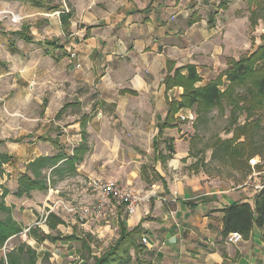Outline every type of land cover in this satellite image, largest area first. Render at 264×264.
Segmentation results:
<instances>
[{
    "label": "crops",
    "instance_id": "obj_1",
    "mask_svg": "<svg viewBox=\"0 0 264 264\" xmlns=\"http://www.w3.org/2000/svg\"><path fill=\"white\" fill-rule=\"evenodd\" d=\"M21 2L23 9L31 4L40 17L32 24L22 16L19 28L8 34L20 36L27 49L34 42L40 45L60 79L53 85L28 84L23 97L31 105H46L34 116L25 115L30 128L25 127L24 142L22 135L0 139L7 147L4 153L12 156L0 176V196L3 188L9 193L0 201L21 226L23 242L34 249L35 264H90L121 229L134 227L141 231L135 239L139 248L131 250L129 264H264L261 228L254 225L237 243L227 242L221 229L222 208L234 202L254 204L262 187L258 174L229 185L213 179L195 167L196 158L190 155L194 130L186 119L194 118V112L183 108L166 121L168 101L179 100L182 92L180 87L166 91L163 79L169 70L183 68L185 73L184 66L191 65L201 78L198 84H207L226 69L227 58L238 59L221 34L229 25L222 14L230 4L223 10L215 0ZM38 30L48 36L38 38ZM10 49L17 53L13 45ZM19 50V55L25 53ZM52 127H61L63 134L54 136ZM169 145L173 151L164 161ZM58 153L65 156L58 163L64 168L61 175L44 169V189L15 195L30 160ZM97 178L138 193L154 189L155 196L132 214L106 199L98 215L82 220L76 208L98 204L91 185ZM65 187L69 192L63 194ZM50 215L61 220L54 227ZM89 222L99 224L92 230ZM43 235L47 237L39 239ZM69 235L74 238L66 239ZM14 237L0 247V257L11 250ZM93 237L99 239L98 250L91 245ZM104 239L112 241L103 245Z\"/></svg>",
    "mask_w": 264,
    "mask_h": 264
},
{
    "label": "trees",
    "instance_id": "obj_2",
    "mask_svg": "<svg viewBox=\"0 0 264 264\" xmlns=\"http://www.w3.org/2000/svg\"><path fill=\"white\" fill-rule=\"evenodd\" d=\"M228 4L229 0H220L218 7L224 10L227 9ZM256 7L251 10L252 16L254 13L258 14L260 6ZM184 68L187 69L185 73H183V68H175L173 72L169 70L163 79L166 91L173 87L182 88L179 100L173 98L168 101L166 121H173L176 112L183 108H188L195 113L194 126L198 122L205 121L214 108L223 111L225 107H228L233 115L232 123L236 121L237 112H245L250 120H246L241 127L238 126L230 130L232 131L231 136L228 139H222L219 144L223 152L229 151L241 156L238 151L253 139L254 151L243 153L241 157H245V155L251 157L253 153L261 154L256 145L255 134L259 132V128H263L261 121L264 118V37L251 53L240 55L238 59L227 58L226 69L207 84H198L201 78L196 72V68L191 65H186ZM243 135L246 139L239 140ZM2 143L3 141L0 140V145ZM167 150L169 153L161 156L164 161L170 158L173 146H167ZM11 158L9 153L0 152V176L4 172V165ZM63 158H65L64 154L58 153L52 157L40 155L30 160L26 165V172L18 179L15 195L21 197L32 190L44 189L46 183L43 170L53 168L51 172L55 171L61 175L64 168L58 163ZM70 160L74 162L73 158ZM261 184L262 187L256 193L253 205L247 201L234 202L221 209V229L224 238L233 231L239 232L242 238H246L255 225L257 228H261L264 242V180H261ZM8 193L9 191L3 188L1 199ZM0 212L6 213L3 217L0 215L1 247L12 236H18L22 232V228L11 217L10 209L4 206L2 200L0 201ZM49 218L52 220L51 227L61 221L52 215ZM120 232V236L114 243L107 246L99 256L92 257L90 264H129L131 262V250L137 251L139 248L135 239L136 235L141 232L140 228L134 227L129 231L121 229ZM29 233L38 237L34 229H30ZM45 237L47 236L43 235L39 239ZM69 238H74V236H66V239ZM35 261L34 249L24 242L13 246L10 251H6L5 255L0 257V264H35Z\"/></svg>",
    "mask_w": 264,
    "mask_h": 264
},
{
    "label": "rangeland",
    "instance_id": "obj_3",
    "mask_svg": "<svg viewBox=\"0 0 264 264\" xmlns=\"http://www.w3.org/2000/svg\"><path fill=\"white\" fill-rule=\"evenodd\" d=\"M21 4V0H0V139H16L20 137L19 135H22V142H24V138L27 137L25 135V127L30 128V124L27 126L24 124L27 120L25 115L34 116L46 105L44 101L43 103L31 105L28 99L23 97L24 94L29 93L28 84H33L34 87L38 83L53 85V83L60 79L56 76L55 72H51L52 69L49 67L50 62L49 60L46 62V59L43 58V50L40 45L34 42L33 45H29L30 49H27V45L21 40L20 36L8 34L19 28V22L17 23V21L22 16L26 15L27 22H31L32 24L40 17L33 14L35 9L32 8L31 4L27 3L25 9L22 8ZM229 4L230 9L222 14L226 18L224 23H229V25H226L222 29L221 25L220 29L221 34H225V37L229 40V45L239 58L240 55L251 53L262 42V38L264 37V0H229ZM216 6L218 7L217 4ZM256 6H260V9L257 15L254 13L252 16L251 10L257 8ZM41 17L43 19L49 18L45 16ZM41 25L38 24V26ZM48 27L51 30L50 36L54 38L52 35L54 33L53 25L50 24ZM35 34L40 39L48 36L45 32L39 30ZM12 45L14 49H17V53L15 54H11L10 52ZM20 48H23L25 51L22 55H19ZM31 61L34 62V66L29 64ZM22 68H26L25 71H22ZM43 72H47L48 74L44 76ZM232 116L230 109L225 107L223 111H219L216 108L212 109L205 121L198 122L196 126L193 125L196 117L195 113L194 118L191 120L186 119L192 121L190 125L194 126L190 155L196 158L195 167L198 170L202 169L213 179L216 178L228 185L240 183V181H244V178L248 174L252 173H257L260 180H264V118L261 121L263 128H259V132L257 131L258 133L255 134L256 145L262 155H255L253 153L251 157H246L248 155L241 157L243 153L254 151L253 139L252 142L246 144L245 147L238 151L241 156L229 151L227 153L223 152L219 144L222 139H228L231 136L232 131L230 130L238 126L241 127L246 120H250L247 118L245 112H237L236 121L232 123ZM50 125L55 126L53 122ZM35 126V123H32V128L35 129ZM51 130L54 132V136L63 134L59 133L61 132V127L57 129H53L52 127ZM243 139H246L244 135L239 140L243 141ZM60 144L62 143H58V145ZM9 147L16 148L12 144ZM0 152H8L4 144L0 146ZM11 164L4 165V168L9 169ZM66 188L61 191L63 194L69 192L68 188ZM68 197L70 198V202H78L77 199L73 198L72 200L70 196ZM84 201H87V199H84ZM1 215L4 216V213H1ZM98 224L99 222L88 223L92 230ZM22 239V235H18L11 239L9 245H18L23 242ZM112 239L108 240V242L104 239V242L102 241L103 245H107ZM98 242L99 239L93 237L91 245L96 250L99 249ZM46 264L52 263L46 262Z\"/></svg>",
    "mask_w": 264,
    "mask_h": 264
},
{
    "label": "built area",
    "instance_id": "obj_4",
    "mask_svg": "<svg viewBox=\"0 0 264 264\" xmlns=\"http://www.w3.org/2000/svg\"><path fill=\"white\" fill-rule=\"evenodd\" d=\"M93 188L98 192V204L95 207L83 206L76 208L80 219L84 220L85 217L91 215H98L101 209L104 208L106 199H114L123 205L126 213H135L142 203L150 200L151 197L155 196V190L150 189L142 193H138L131 187H125L118 182L106 181L97 178L91 182ZM242 240V235L233 231L227 235L226 241L231 243H237ZM146 241V238H142V242Z\"/></svg>",
    "mask_w": 264,
    "mask_h": 264
}]
</instances>
